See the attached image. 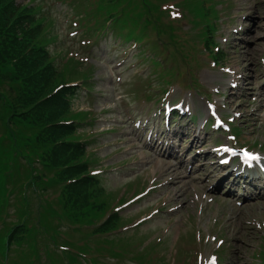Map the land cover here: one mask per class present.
<instances>
[{"label":"rangeland","instance_id":"374dc122","mask_svg":"<svg viewBox=\"0 0 264 264\" xmlns=\"http://www.w3.org/2000/svg\"><path fill=\"white\" fill-rule=\"evenodd\" d=\"M222 1L225 9L218 25L227 20V12L231 17L230 21L215 33V40L221 44L220 48L228 57L215 66L213 64L217 55L212 58L205 49L202 42L204 37L201 35L204 30H201V27L194 28L193 21L202 20L201 14L206 12L210 14L209 19H212L215 15L216 0L183 1L189 17L183 13L181 4L182 13L172 17V20L175 19V30L168 26L171 19L166 18L162 36L158 29L149 28L150 35L145 38L148 41L144 40L142 44L124 42L123 39L122 42L127 44L120 45L114 36L104 35L99 45L95 44L87 49L80 48L81 39L71 34L78 31L74 27L73 20L77 19H73L75 14H72L71 8L68 5H57V0H42L44 14L46 10L55 20V32L60 36L57 44L50 45L51 50L56 48L57 51L53 57L60 56L63 60L71 57L70 52H79L81 56L89 58L88 63L82 67L85 71L91 69L90 64L96 65L93 74L97 79L95 78L93 81L96 82L91 85L93 90L81 89L73 100V110H88L92 113L88 116V120L92 121L84 126V131L82 130L86 137H83V140H92L89 142L90 156H86L98 157V164L92 167L93 170H102L101 185L105 192L106 188L110 187L116 191V199L125 194V201H128L133 195L142 192L152 179H159L155 186L159 182H169L166 186L170 189L167 194L160 188L136 204L121 208L122 219L129 222L123 235L126 239L116 245L73 239L79 243V247L75 248H86L87 244L89 245L86 250L92 255L93 264H148L149 258V264H185L182 259H188L196 250L190 248L197 243L196 226L200 229L202 240L204 236L207 238L205 257L218 248L217 241L212 240L215 237L216 240L224 239L219 255L221 264H264V192L262 195L254 194L259 199L253 198L254 200L248 203L241 200L240 204L235 198L228 201L216 195L213 202H207V197L212 198L216 189L214 186L222 178H209V171H200V167L202 164L205 165L204 168L212 167L213 163L208 161L211 156L207 151L219 143L215 140L222 139L220 143H226V138L223 139L213 132L212 123L210 122L207 130L201 133L203 141L195 144V148H192L191 139L187 142L185 138L176 136V151L178 156H183L176 159L172 156L161 157V153L158 155L157 151L149 150L142 131L138 132L128 121L129 117L145 120L149 115L152 124H155L156 116L164 104V90H167L169 96L165 98L168 97L171 103L184 101L195 107L198 116L195 125L199 126V115L208 116L207 99L201 96L208 95L211 103L219 108L217 113L224 115V118L239 109L244 111L236 124L237 127L244 128L240 135L241 145L260 144L264 154V102L260 104L259 99L255 101L252 96V93L260 92L261 77L264 76V68L261 65L264 61V0ZM20 2L24 5L32 4L34 0ZM36 3L40 4L41 0ZM166 6L171 7V4L167 3ZM138 11L133 10L132 13ZM240 30L241 33H233ZM167 55L170 61L166 62ZM227 70L237 72V75L231 78L230 75H225ZM170 73L173 76L170 77ZM83 74H69L68 78L72 80L70 82L82 86ZM242 76L245 79L241 88H232L229 80L236 81ZM167 81L174 84H168ZM188 86L192 87L189 89ZM145 96L153 100L145 104L142 102ZM229 100L233 102L232 106ZM245 119H251V122H246ZM14 129L22 151L24 150L27 157L38 159L36 150L31 145L34 130L20 123H17ZM5 144L8 145L9 142ZM255 147L259 150V147ZM196 148L202 154L207 153L204 158L195 157L190 167L189 162L194 157ZM181 160L184 162V168L176 173L171 172L169 167L177 166ZM216 160L217 158H213L212 161ZM21 161L27 164L26 159L22 158ZM34 162L38 175L47 174L42 165L39 166L35 160ZM14 170L6 172V162L0 163V221H30L29 200L23 190L24 177L18 169ZM54 182V179L48 177L45 186L53 198V208L56 209L55 201L60 185ZM176 182L180 183L176 185ZM136 187L143 188H137L134 192ZM229 187L230 184H227V189H220L217 193L228 192ZM178 191L182 196L176 200ZM13 192L16 194L14 198L11 197ZM249 193H252V190H249ZM33 196L31 192L30 197ZM43 200L41 197V201ZM170 203L179 209L167 215ZM157 208L165 211L153 214V218L141 226H134L136 220L149 216ZM32 233L36 238V229H33ZM85 235L77 233L74 238H82ZM59 237L65 242L72 239L63 234ZM152 241L156 247H153ZM202 245L198 242V246ZM55 247L68 249L57 243ZM40 261L46 260L42 256ZM58 264L70 263L60 261Z\"/></svg>","mask_w":264,"mask_h":264},{"label":"trees","instance_id":"16d2710c","mask_svg":"<svg viewBox=\"0 0 264 264\" xmlns=\"http://www.w3.org/2000/svg\"><path fill=\"white\" fill-rule=\"evenodd\" d=\"M134 1L120 0V3L129 12ZM142 1L141 10L144 12L134 15L133 21L144 16L145 29L153 25L158 29L157 19L161 21L162 11L150 0ZM45 26L46 19L40 17L34 8L22 5L18 0H0V163L6 162V172L11 168L22 170L21 158L27 159L24 166L28 167V178H32L33 162L19 146L13 127L20 123L32 128L31 145L41 159L43 169L56 174L58 180L54 184L71 181L60 191L55 201L56 209L52 203L40 208L44 210L40 224L47 242V263L67 261L78 264L69 253H59L55 243L73 247H79V243L73 239L65 242L59 239V235L63 233L72 238L77 233H85L81 239L87 242L116 245L123 237H104L111 236L118 228L121 217L114 214L103 220L107 209L105 191L87 172L88 165L83 162L86 146L73 140L77 127L66 124L76 118L72 116L70 103L76 90L65 87V84L71 81L69 74L77 75L80 71L74 61L67 62L60 69L57 58L52 57L53 52L48 47L51 37L45 32ZM33 188L34 183H31L27 191ZM33 194L36 193L33 191ZM15 195L13 192L11 197ZM14 243L23 248L18 253L22 263L36 264L32 256L38 251L30 249L34 245V236L26 221L15 223L0 235V253L9 251ZM88 247L87 244L86 248L79 249ZM65 256L69 258L64 259Z\"/></svg>","mask_w":264,"mask_h":264},{"label":"bare ground","instance_id":"6f19581e","mask_svg":"<svg viewBox=\"0 0 264 264\" xmlns=\"http://www.w3.org/2000/svg\"><path fill=\"white\" fill-rule=\"evenodd\" d=\"M262 26L264 27V22H262ZM262 92L264 93V87L262 88ZM198 141H199V140H198L197 138H195V140L193 141V144L198 143ZM183 167H184V162H182L181 165H177V167L174 168L173 171H174V172H177L178 170H180V169L183 168ZM205 170H206V169H205L204 167H201V168H200V171H203V172H204Z\"/></svg>","mask_w":264,"mask_h":264}]
</instances>
